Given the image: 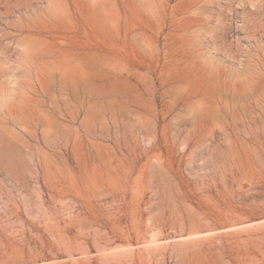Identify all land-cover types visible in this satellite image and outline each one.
Segmentation results:
<instances>
[{
	"label": "rangeland",
	"instance_id": "374dc122",
	"mask_svg": "<svg viewBox=\"0 0 264 264\" xmlns=\"http://www.w3.org/2000/svg\"><path fill=\"white\" fill-rule=\"evenodd\" d=\"M0 264H264V0H0Z\"/></svg>",
	"mask_w": 264,
	"mask_h": 264
}]
</instances>
